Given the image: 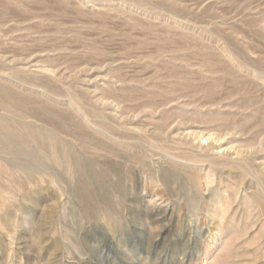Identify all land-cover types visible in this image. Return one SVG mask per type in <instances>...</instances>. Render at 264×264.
I'll use <instances>...</instances> for the list:
<instances>
[{
  "label": "rangeland",
  "instance_id": "rangeland-1",
  "mask_svg": "<svg viewBox=\"0 0 264 264\" xmlns=\"http://www.w3.org/2000/svg\"><path fill=\"white\" fill-rule=\"evenodd\" d=\"M0 264H264V0H0Z\"/></svg>",
  "mask_w": 264,
  "mask_h": 264
}]
</instances>
